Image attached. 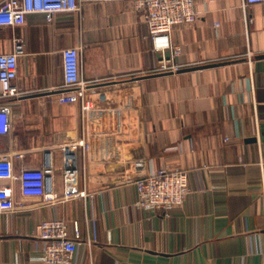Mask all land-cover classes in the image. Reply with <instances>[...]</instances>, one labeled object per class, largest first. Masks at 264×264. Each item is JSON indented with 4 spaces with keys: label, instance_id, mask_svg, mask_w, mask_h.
I'll return each instance as SVG.
<instances>
[{
    "label": "crops",
    "instance_id": "crops-1",
    "mask_svg": "<svg viewBox=\"0 0 264 264\" xmlns=\"http://www.w3.org/2000/svg\"><path fill=\"white\" fill-rule=\"evenodd\" d=\"M243 1L196 0L199 20L171 39L182 69L206 67L160 75L150 73L159 55L131 0L0 27V52L15 38L25 50L21 94L0 100L11 107L0 157L16 174L50 161L60 197L75 171L70 190L87 194L51 204L14 180L0 264H41L35 230L55 218L81 231L76 264H264V4L245 10ZM67 47L80 48L83 103L59 100ZM161 168L190 172V193L170 216L137 205V181Z\"/></svg>",
    "mask_w": 264,
    "mask_h": 264
},
{
    "label": "built area",
    "instance_id": "built-area-1",
    "mask_svg": "<svg viewBox=\"0 0 264 264\" xmlns=\"http://www.w3.org/2000/svg\"><path fill=\"white\" fill-rule=\"evenodd\" d=\"M99 0H0V27L21 26L27 15L44 13L52 21L57 13L80 12L86 2ZM112 1V0H102ZM134 8L142 11L153 50L158 53V61L150 73L178 72L183 66L177 62L181 48L174 45L171 32L177 25L196 23L200 14L196 0H131ZM254 4H264V0H244L245 10ZM250 18L246 16L247 24ZM24 42L15 38L13 51L0 52V100L14 98L21 94L14 80L18 76L19 58L24 54ZM80 48L67 47L62 51L64 82L60 88L59 100L63 103L82 102L86 96L85 83L81 78ZM11 107L0 103V134L9 131ZM84 145V141H80ZM77 146V145H76ZM53 173L49 161L43 168H24L15 173L10 156L0 157V212L14 210V188L12 182H20L24 196L42 197L44 202L54 204L61 199L86 197L85 191L72 192L69 184L76 179V172L65 175L63 195L55 192L48 176ZM49 180V181H48ZM190 193V172L186 169L168 170L161 168L137 181V205L149 211H161L171 215L175 208L184 206ZM35 235L43 246L36 259L41 264H76L80 251L81 231L75 226L70 232L68 223L62 218L44 220L35 230Z\"/></svg>",
    "mask_w": 264,
    "mask_h": 264
},
{
    "label": "water",
    "instance_id": "water-1",
    "mask_svg": "<svg viewBox=\"0 0 264 264\" xmlns=\"http://www.w3.org/2000/svg\"><path fill=\"white\" fill-rule=\"evenodd\" d=\"M200 67H206V66H199V67H193V68H184V69H181L180 71L192 70V69H197V68H200ZM169 73H172V72L158 73V74H154V75L169 74Z\"/></svg>",
    "mask_w": 264,
    "mask_h": 264
}]
</instances>
